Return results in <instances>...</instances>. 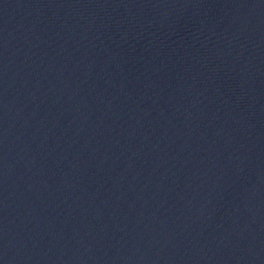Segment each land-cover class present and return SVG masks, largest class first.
I'll use <instances>...</instances> for the list:
<instances>
[{
    "label": "water",
    "instance_id": "water-1",
    "mask_svg": "<svg viewBox=\"0 0 264 264\" xmlns=\"http://www.w3.org/2000/svg\"><path fill=\"white\" fill-rule=\"evenodd\" d=\"M0 197L39 264H264V0H0Z\"/></svg>",
    "mask_w": 264,
    "mask_h": 264
}]
</instances>
